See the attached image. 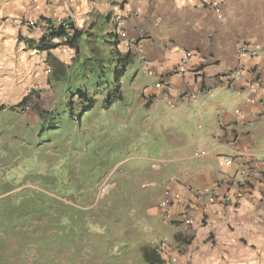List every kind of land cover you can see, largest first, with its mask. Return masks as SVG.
Wrapping results in <instances>:
<instances>
[{"label": "crops", "instance_id": "obj_1", "mask_svg": "<svg viewBox=\"0 0 264 264\" xmlns=\"http://www.w3.org/2000/svg\"><path fill=\"white\" fill-rule=\"evenodd\" d=\"M116 14L124 17L126 39L133 43L129 70L135 71V97L149 107L164 100L176 109L179 118L172 126L195 122L191 113H198L199 122L213 118L194 145L184 152L173 149L167 162L179 171L163 188L172 185L171 204L159 211L163 223L178 230L175 243L165 250L166 264H250L254 254L264 264V192L257 187L260 182L264 188L257 166L264 159V0H0V111L19 109L39 122L36 110L44 104L53 109L66 93L69 66L78 67L77 61L89 58L99 42L106 54L111 51L105 41L114 30L107 22ZM23 18L66 19L83 35L76 49L39 52L34 44L43 33L20 25ZM242 43L254 54L243 61L242 74L233 76ZM183 51L195 54L190 65L197 73L164 75L157 88V78L177 65ZM201 86L211 88L207 98L184 99ZM234 135L241 140L232 152L228 143ZM196 147L208 154L194 158ZM227 157L230 167L224 164ZM243 164L251 169L252 196L236 205L205 198L194 206L192 223L185 227L181 212L191 204L185 185L208 190L224 176H238ZM230 191L237 197L236 189Z\"/></svg>", "mask_w": 264, "mask_h": 264}, {"label": "rangeland", "instance_id": "obj_2", "mask_svg": "<svg viewBox=\"0 0 264 264\" xmlns=\"http://www.w3.org/2000/svg\"><path fill=\"white\" fill-rule=\"evenodd\" d=\"M129 67L123 99L109 108L101 96L107 71L97 80L75 65L57 105L38 109L48 114L43 120L0 111V264H147L144 250L168 263L165 250L178 230L163 223L157 198L179 168L167 162L213 118L199 122L191 113L195 122L172 126L176 109L139 101ZM80 88L94 99L83 113L72 97ZM259 256L250 264H262Z\"/></svg>", "mask_w": 264, "mask_h": 264}, {"label": "built area", "instance_id": "obj_3", "mask_svg": "<svg viewBox=\"0 0 264 264\" xmlns=\"http://www.w3.org/2000/svg\"><path fill=\"white\" fill-rule=\"evenodd\" d=\"M109 24L114 30V42H116V48L121 53H128L131 52V47L133 46V43H130L126 39L125 31H124V17L120 14H116L112 16L109 20ZM20 25L25 27L26 29H38L41 30L43 34L49 33L50 31L61 29L64 31V36L54 40V43L57 44H64L66 43L67 39L73 35V27L71 26V23L67 21L66 19H52L48 22L46 21H40L36 19H30V18H23L20 20ZM122 44L125 45V47H122ZM123 48V49H122ZM253 51L251 50V47L249 44L242 43L238 51L236 53V60H237V67L235 71L233 72V76L241 75L243 72V61L253 56ZM195 54L189 52V51H183L181 58L177 65L170 70L168 74H163L161 77L157 78L155 82V86L157 88H161L164 83V78H166L164 75H175L177 77H184L188 74L197 73V69L192 67L190 65L191 60L194 58ZM211 88L207 87H198L197 90L184 94V99L186 101H192L196 99L197 97L201 98H207L211 92ZM264 104V102H263ZM264 117V114L262 115ZM241 140V137L239 135H234L230 142L228 143V148L230 151L235 152L237 149V145L239 141ZM208 154V150L200 149L198 147L195 148L193 152L194 158H199L206 156ZM224 164L226 167H230L232 165V159L231 157H227L224 160ZM257 166L259 167L261 174H264V159L258 160ZM243 170L242 172L236 176H224L220 178L219 180L215 181L208 190H202V189H196L192 188L190 185H185V189L187 192H189L191 197V204L185 205L181 212V218L183 221V224L185 227H188L192 220L190 218V212L193 210L195 205H198L199 203H202L205 198L210 200H216L217 203L221 205H236L237 201L240 200L243 197H250L252 192V179H251V169L248 164H243L242 166ZM179 179L173 180V184L178 182ZM171 186L168 185L167 188L164 189L163 195L161 199H159L158 203L161 208L169 207L171 204L170 200V191ZM257 187L260 189V192H264V188L260 184V182L257 184ZM236 189L237 197L233 196L230 192V189ZM181 247L180 245H174V248L178 249ZM158 252V251H157Z\"/></svg>", "mask_w": 264, "mask_h": 264}, {"label": "trees", "instance_id": "obj_4", "mask_svg": "<svg viewBox=\"0 0 264 264\" xmlns=\"http://www.w3.org/2000/svg\"><path fill=\"white\" fill-rule=\"evenodd\" d=\"M110 18L108 19L109 23ZM40 21L48 22V19H40ZM73 35L69 37L64 44L54 43V40H57L64 36V31L61 29L50 31L49 33L43 34L41 39L34 44V49L39 52H48L51 49H56L58 47H68L70 49L77 48V40L82 37V32L74 28L73 24ZM109 40L105 41L111 47V51L106 54L103 50L101 43H98V46L91 48V55L89 58L83 60V63L80 66L81 61H77V66L80 67L79 71L84 72L87 76L88 74L96 77L97 80L104 78L105 71L109 76V82L103 88L102 86V103L109 108L113 103L122 100V91H121V82L125 76L127 68L130 66L133 60V55L131 52L120 53L116 48V42H114V36L108 37ZM84 65V68L82 67ZM96 66V67H95ZM99 82V81H98ZM100 86H98V89ZM76 97L77 106L80 107L81 112L90 110L93 106L94 99L88 97L87 93L81 91V88L77 90V95L74 93L72 97ZM75 104V100L68 103L69 111L72 113V110ZM87 104V108H83ZM37 114L40 120H43L48 114L47 112L37 110ZM143 259L147 264H163V261L156 255L154 250H144L142 253Z\"/></svg>", "mask_w": 264, "mask_h": 264}]
</instances>
